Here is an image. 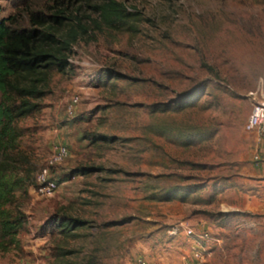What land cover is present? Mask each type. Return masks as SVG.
<instances>
[{
	"label": "rangeland",
	"instance_id": "1",
	"mask_svg": "<svg viewBox=\"0 0 264 264\" xmlns=\"http://www.w3.org/2000/svg\"><path fill=\"white\" fill-rule=\"evenodd\" d=\"M108 1L0 0V18L65 10L59 36L89 26L17 119L8 164L25 177L26 221L0 264H184L189 228L217 239L204 264H264V148L244 130L264 0H116L129 14L115 25L97 9ZM56 143L68 154L39 196L32 179Z\"/></svg>",
	"mask_w": 264,
	"mask_h": 264
},
{
	"label": "trees",
	"instance_id": "2",
	"mask_svg": "<svg viewBox=\"0 0 264 264\" xmlns=\"http://www.w3.org/2000/svg\"><path fill=\"white\" fill-rule=\"evenodd\" d=\"M97 9L110 25L129 14L125 4L116 0L104 2ZM65 14L63 9L51 12L30 5L0 18V252L19 247L17 235L26 221L20 203L28 193L25 177L12 176L8 164L10 152L23 133L17 119L39 108L30 98L43 94L41 86L47 81L49 69L54 66L62 71L69 64L64 51L89 30L88 25L76 22L59 36L57 27L67 18ZM82 223L74 221L72 225Z\"/></svg>",
	"mask_w": 264,
	"mask_h": 264
},
{
	"label": "built area",
	"instance_id": "3",
	"mask_svg": "<svg viewBox=\"0 0 264 264\" xmlns=\"http://www.w3.org/2000/svg\"><path fill=\"white\" fill-rule=\"evenodd\" d=\"M254 95V102L251 110L245 120L244 130L249 133H255L257 140L261 141L264 136V75L261 77L258 88ZM77 99L74 98L73 102ZM68 154V149L61 143H56L47 158L46 165L33 177L31 188L39 196H47L52 194L56 189V181L51 176V169L59 164ZM255 161H259L260 157L256 152L253 156ZM186 235L192 237L193 245L190 257L186 258L184 264H204L210 255V244L217 240L208 231L201 229L194 231L186 229ZM135 264H152L144 258L138 257Z\"/></svg>",
	"mask_w": 264,
	"mask_h": 264
},
{
	"label": "crops",
	"instance_id": "4",
	"mask_svg": "<svg viewBox=\"0 0 264 264\" xmlns=\"http://www.w3.org/2000/svg\"><path fill=\"white\" fill-rule=\"evenodd\" d=\"M255 144L258 146L259 144H260V149L261 150H263V148H264V136H263V138L261 139V141H258L257 140V137H255Z\"/></svg>",
	"mask_w": 264,
	"mask_h": 264
}]
</instances>
